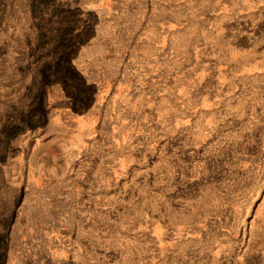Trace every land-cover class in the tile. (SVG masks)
<instances>
[{"label":"rangeland","instance_id":"obj_1","mask_svg":"<svg viewBox=\"0 0 264 264\" xmlns=\"http://www.w3.org/2000/svg\"><path fill=\"white\" fill-rule=\"evenodd\" d=\"M1 145L0 264H264V0H0Z\"/></svg>","mask_w":264,"mask_h":264},{"label":"trees","instance_id":"obj_2","mask_svg":"<svg viewBox=\"0 0 264 264\" xmlns=\"http://www.w3.org/2000/svg\"><path fill=\"white\" fill-rule=\"evenodd\" d=\"M55 47H58V50L54 51L56 54H58V57L51 63V66L56 68V71L51 74L50 78L58 81L62 85V87L69 92L71 97L74 98L76 104L79 107L86 108L92 95L90 92V88L85 85L80 75L68 65L69 59L67 56L69 53V49H59L61 47H59L58 44L55 45L54 48ZM38 88L39 89L37 90V93L39 94V98L37 99L38 103L35 105L36 111H29L20 116L16 125L20 130L25 127L36 126L44 120L45 112L42 96L44 90H42V82H39ZM6 147L7 146L3 147L1 145L0 155L4 153Z\"/></svg>","mask_w":264,"mask_h":264}]
</instances>
